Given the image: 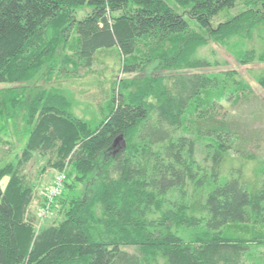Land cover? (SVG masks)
<instances>
[{
  "label": "trees",
  "instance_id": "trees-1",
  "mask_svg": "<svg viewBox=\"0 0 264 264\" xmlns=\"http://www.w3.org/2000/svg\"><path fill=\"white\" fill-rule=\"evenodd\" d=\"M175 1L200 29L167 0H0V83H10L0 88V131L19 120L26 136L0 166V264H264V167L248 179L243 163L228 165L243 153L218 118L252 87L200 54L213 40L239 64L264 62V33L260 46L242 42L264 11L213 25L238 0ZM110 46L123 76L98 119L81 115L68 87L26 86L68 78L75 69L61 61L78 76ZM256 80L264 87V68ZM35 153L66 173L51 206L61 218L41 226L24 172Z\"/></svg>",
  "mask_w": 264,
  "mask_h": 264
},
{
  "label": "rangeland",
  "instance_id": "rangeland-1",
  "mask_svg": "<svg viewBox=\"0 0 264 264\" xmlns=\"http://www.w3.org/2000/svg\"><path fill=\"white\" fill-rule=\"evenodd\" d=\"M167 1L177 12L185 16L191 27L200 29L196 19L188 13V7L180 5L175 0ZM248 8H255L259 13H262L264 11V0H238L233 8L224 10L215 16L212 23L217 25L219 22L225 21ZM90 9L91 5L89 4L75 8L72 12L75 20L82 18ZM263 33L264 24L259 23L252 29L250 35L243 36L242 42H244L245 46H260L263 42L261 37ZM234 41L239 42L240 40L234 39ZM209 42V44L200 48V54H205L211 59L219 61L216 66H213V69L237 68L252 87L247 96H242L237 100L225 101L224 107L220 111L223 116L218 118L235 128L239 136L241 152L243 153L241 156L239 152L233 151L228 159V161H231L228 165L238 166L243 163L245 175L248 179H253L256 168H260L262 165L264 167V87L256 80L257 73L264 68V62L255 60L250 63L239 64L230 48L227 49L217 41L210 40ZM59 68L64 71L65 69L75 70L68 73V78L60 76L59 79L46 80L44 76L36 77L26 83L27 88L36 87L39 83L45 87L52 85L68 87L78 100L77 110L84 112L81 115L91 119H98L102 112L106 111L112 81L117 77L123 76L115 46L97 49L93 63L84 65L80 69L78 76L76 66L72 61H61ZM8 85L10 83L2 82L0 83V88ZM31 91L33 89L26 90L27 96L31 95ZM35 91L37 90L35 89ZM17 129H20V132L22 130V123L19 120L16 125L14 122H8L0 131V166L21 154L26 142V136L19 135L20 133ZM47 159V155L35 153L24 167L27 177L34 183L35 192L29 207V215L38 217L37 226L48 224L61 218L57 207L54 210L51 209L45 217L41 218L39 216L45 194L59 173V169L49 164Z\"/></svg>",
  "mask_w": 264,
  "mask_h": 264
},
{
  "label": "built area",
  "instance_id": "built-area-1",
  "mask_svg": "<svg viewBox=\"0 0 264 264\" xmlns=\"http://www.w3.org/2000/svg\"><path fill=\"white\" fill-rule=\"evenodd\" d=\"M65 179L66 173L65 170H62L57 174L52 184L49 186L39 212L41 218L45 217L50 212L52 203L54 202L55 197L61 192Z\"/></svg>",
  "mask_w": 264,
  "mask_h": 264
}]
</instances>
